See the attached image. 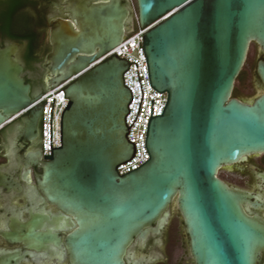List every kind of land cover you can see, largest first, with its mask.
Returning a JSON list of instances; mask_svg holds the SVG:
<instances>
[{
	"label": "water",
	"instance_id": "water-1",
	"mask_svg": "<svg viewBox=\"0 0 264 264\" xmlns=\"http://www.w3.org/2000/svg\"><path fill=\"white\" fill-rule=\"evenodd\" d=\"M136 2L141 28L169 15L143 36L151 87L166 93L167 103L152 117L151 101L149 159L126 174L118 167L135 156L127 134L140 110L128 127L132 92L124 74L130 63L114 55L91 65L131 31L130 4L69 0L65 12L74 22L60 19L51 32L52 88L76 79L64 88L69 102L58 148H52L53 101L51 154L40 184L52 203L78 219L68 238L73 264H125L134 238L158 234L173 205L196 264H259L264 217L252 209H264V198L218 174L264 153V60L256 68L260 94L251 101L234 97L251 45L264 52V0ZM16 53L0 50V123L27 110L23 122L34 129L41 118L43 151L46 102L31 98Z\"/></svg>",
	"mask_w": 264,
	"mask_h": 264
},
{
	"label": "flooded vegetation",
	"instance_id": "flooded-vegetation-1",
	"mask_svg": "<svg viewBox=\"0 0 264 264\" xmlns=\"http://www.w3.org/2000/svg\"><path fill=\"white\" fill-rule=\"evenodd\" d=\"M68 1L0 0V50L17 49L16 58L23 66L22 78L30 85L32 99L52 88L51 32L60 19L74 22L65 12ZM123 1L130 4L134 30L137 2ZM254 45L258 52L254 72L261 91L256 68L264 60V52ZM234 97L244 101L235 93ZM28 113L4 116L5 121L0 123V264H73L68 238L79 229V222L52 203L40 184L47 162L42 151L41 118L31 129L23 122ZM223 175L236 177L245 185L235 184ZM218 176L233 188L264 198V153L225 166ZM252 212L264 217V209ZM125 264H196L190 236L176 205L171 206L170 216L158 234L134 238ZM259 264H264V254Z\"/></svg>",
	"mask_w": 264,
	"mask_h": 264
},
{
	"label": "built area",
	"instance_id": "built-area-1",
	"mask_svg": "<svg viewBox=\"0 0 264 264\" xmlns=\"http://www.w3.org/2000/svg\"><path fill=\"white\" fill-rule=\"evenodd\" d=\"M168 16L169 15L147 28H141L136 15V28L127 34L121 44L106 55L97 59L91 65V67H94L114 55L130 63L129 69L124 74L125 85L132 92V101L128 107L129 114L126 116V124L128 127H130L136 119L139 107L140 110L134 125L130 128L129 134H127L128 140L136 146V153L132 159L119 165L118 172L121 175L137 169L149 159V153L145 147V139L147 135V125L151 116V101L154 100L152 117L161 115L167 103L166 93H158L151 87L148 64L143 48V36ZM75 79L76 77H72L60 83L56 87L48 90L40 98L42 101L46 102L43 107V153L45 155L51 154V112L53 101L55 99L52 114V148H58L61 145V116L69 102L68 98L64 96V88L74 82ZM24 112H27V110H24Z\"/></svg>",
	"mask_w": 264,
	"mask_h": 264
},
{
	"label": "rangeland",
	"instance_id": "rangeland-1",
	"mask_svg": "<svg viewBox=\"0 0 264 264\" xmlns=\"http://www.w3.org/2000/svg\"><path fill=\"white\" fill-rule=\"evenodd\" d=\"M136 15L137 14L134 13L135 18ZM257 55H258L257 48L254 44H252L249 50L246 64L243 68L248 74L247 82L245 85H240L238 82H236L235 85L236 95L242 98L244 101H251L260 94V90L257 87L258 85L257 78L254 72V69L256 67ZM223 176L225 178L226 177L229 178L235 184L245 185L243 182L241 183L240 180H237L236 177L229 175H223Z\"/></svg>",
	"mask_w": 264,
	"mask_h": 264
},
{
	"label": "trees",
	"instance_id": "trees-1",
	"mask_svg": "<svg viewBox=\"0 0 264 264\" xmlns=\"http://www.w3.org/2000/svg\"><path fill=\"white\" fill-rule=\"evenodd\" d=\"M247 78H248V74L247 72L243 69L241 71V73L239 74L236 82H238L240 85H245L247 82ZM236 91V90H235ZM234 91V93L236 94V92Z\"/></svg>",
	"mask_w": 264,
	"mask_h": 264
}]
</instances>
